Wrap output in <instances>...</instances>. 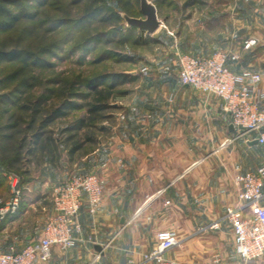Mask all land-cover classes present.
<instances>
[{"label": "crops", "instance_id": "0c3cea01", "mask_svg": "<svg viewBox=\"0 0 264 264\" xmlns=\"http://www.w3.org/2000/svg\"><path fill=\"white\" fill-rule=\"evenodd\" d=\"M218 3L221 10L211 15L205 41L192 36L190 53L238 54L237 61L226 65L235 72L258 73L256 87L264 92V0ZM245 40L251 47H243ZM164 67H150L132 83L128 102L120 103L108 134L99 137L91 152L72 161L62 158V164L29 163L31 181L22 210L0 224V252L40 236L52 211V186L66 178L64 168H76L104 180L100 207L91 214L83 202L74 246H53L48 260L34 264H150L142 255L163 229L177 236L176 245L164 254L175 264H244L230 258L232 234L223 214L226 206L239 204L233 176L264 166V144L249 143L256 132L237 135L230 130L219 99L181 84ZM56 166L62 168L60 174ZM214 222L217 229L209 227ZM254 264H264V254Z\"/></svg>", "mask_w": 264, "mask_h": 264}, {"label": "trees", "instance_id": "16d2710c", "mask_svg": "<svg viewBox=\"0 0 264 264\" xmlns=\"http://www.w3.org/2000/svg\"><path fill=\"white\" fill-rule=\"evenodd\" d=\"M107 1L113 4L107 6ZM45 3L0 0V104L8 105L0 111V172L20 175L21 185L29 176L28 165L33 158L55 165L63 155L72 161L81 152H91L99 137L108 134L114 111L122 109L120 101L130 94L129 89L120 86L138 79L137 74L129 72L90 74L85 68L75 74L58 72L44 78L39 70L53 67L46 57L63 60L68 57L64 55L80 52L73 64L82 67L97 48L98 57L89 64L117 59L118 48L121 50L130 41L138 45L142 36L145 43L159 42L143 30L125 25L120 14H139L138 0H71L72 5L83 4L82 14L67 13L42 28L35 18ZM206 4L207 0H186L183 6L196 5L200 9ZM22 21L28 24L18 29ZM67 25L77 32L74 36L51 37ZM68 41L71 44L65 49L63 44ZM21 210L22 202L17 212L1 223Z\"/></svg>", "mask_w": 264, "mask_h": 264}, {"label": "built area", "instance_id": "2783aa9c", "mask_svg": "<svg viewBox=\"0 0 264 264\" xmlns=\"http://www.w3.org/2000/svg\"><path fill=\"white\" fill-rule=\"evenodd\" d=\"M245 49L251 42H243ZM236 53L217 50L208 56L177 54L176 70L183 85L210 94L219 99L223 112L237 135L256 132L257 142L264 144V92L257 90L260 75L249 70L235 72L227 60L237 61ZM164 69L170 70L169 66ZM142 71L146 73L147 69ZM10 189L9 200L0 207V223L17 212L22 196L21 177L12 171L4 172ZM238 187L239 204L226 206L223 218L230 225L233 243L231 259L244 264L254 262L264 254V166L255 171H246L233 176ZM104 180L93 172H77L56 182L51 189V214L47 217L40 236L22 245L0 252V264H34L46 261L53 246L66 250L74 246L75 233L80 226L77 221L79 210L86 202L88 212L94 214L101 204ZM166 204L168 201L165 202ZM217 229L218 223L209 225ZM201 229H205L202 227ZM177 243L173 230L163 229L156 233L155 243L142 255L144 262L175 264L164 254Z\"/></svg>", "mask_w": 264, "mask_h": 264}, {"label": "rangeland", "instance_id": "374dc122", "mask_svg": "<svg viewBox=\"0 0 264 264\" xmlns=\"http://www.w3.org/2000/svg\"><path fill=\"white\" fill-rule=\"evenodd\" d=\"M149 1L156 5L157 18L158 20L161 21V26L157 29L155 33L148 36L157 38L159 40L158 43H151V42L145 43L142 41L144 38L142 36L141 38L142 40H140L141 43L138 45H133L132 41H130L121 50L119 48L118 49L116 48L117 54L120 56L117 57V59L110 58V59L101 60L94 64H89L90 60L96 59L98 57L100 49L97 48L86 57L85 60L87 64L86 66H82V67H77L73 64L74 60L80 55V52H76L72 55H64L68 57H66L63 60H60L57 57L56 58L51 56L46 57L47 60L52 62L53 67L39 70L41 76H43L44 78H49L51 76L57 75L58 72H63L65 74L66 73L75 74L77 73L78 70H81V68H85L86 70H88V73L90 74L100 73V72L124 71L132 74H137L139 78L141 77L142 74L144 75L148 73V68L150 67L155 68L157 65L159 67L169 66L171 70H173V71L170 70V72L171 73L174 72V70H176L177 54L192 55L190 53L191 45L193 44L195 45V43L194 41H192L193 39H191V37L200 36L201 41L203 42L205 41L207 24H209L212 21L210 19L211 15L215 14V12H220L221 10L220 3H218L220 0H207L206 6L200 9L196 5L184 7L183 5L185 4L186 0H149ZM112 4H113L112 1L106 2L107 6ZM83 9L84 6L82 3L72 5L71 0H46L44 6L38 9V13L36 15L35 21L41 22L42 28H44V26L49 24L50 21H53L60 17H64L67 15V13L70 16H75V15L79 16L80 14H82ZM133 17H143V15L139 13ZM27 24H28L27 21H22V23H19L18 29L25 27ZM92 24H95V21H93ZM42 28L40 30H42ZM40 30L38 32L39 36L42 33V31ZM76 33L77 32L72 30L70 25H67L66 27L60 28V30L55 32V34H52L54 36L51 35V37L55 39L62 37L65 38L66 35L71 34V36H74V34ZM70 44L71 41H68L67 43H64L63 46L66 49L70 46ZM110 48H113V46H110ZM195 56H200V55H195ZM3 65L4 64H2L1 66ZM143 68L147 69L146 73L142 71ZM3 72H6V70L5 71L3 70ZM132 87L133 84L128 83L120 86V89H130ZM39 91L40 88L37 89L35 92H39ZM131 95L132 94H128L129 98ZM128 96L125 97L123 100H121L120 103L126 104L129 99ZM5 106L8 105L0 104V111L2 110V108H5ZM262 153L264 155V149L262 150ZM62 158L66 160V157L64 155ZM33 160H34L33 163L36 164L38 158L35 159L33 158ZM57 164H62V159L59 160ZM57 167H59V169ZM56 168L58 170L57 174H60L62 168L60 166H56ZM63 171L66 173L65 175H63V177L66 178L73 173L80 172V170L76 168L75 169L64 168ZM4 172L6 171L2 170L0 172V207L3 206L9 200L11 195L8 185V180L6 179ZM30 181L31 179L28 176L21 185L22 186L21 202H23V198L27 193L26 186L28 185L30 186ZM46 219L44 218V223ZM149 263L155 264L153 262H149Z\"/></svg>", "mask_w": 264, "mask_h": 264}, {"label": "water", "instance_id": "95a60500", "mask_svg": "<svg viewBox=\"0 0 264 264\" xmlns=\"http://www.w3.org/2000/svg\"><path fill=\"white\" fill-rule=\"evenodd\" d=\"M139 10L143 17H131L121 13L126 26H134L139 30H143L146 35H152L161 26V21L157 18V11L153 3L149 0H138ZM230 130L233 127L229 126ZM250 144H256L257 139H252ZM96 250L101 251L100 246H95Z\"/></svg>", "mask_w": 264, "mask_h": 264}]
</instances>
